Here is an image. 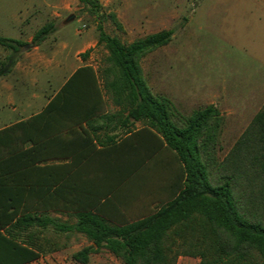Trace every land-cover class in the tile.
<instances>
[{
    "label": "crops",
    "instance_id": "crops-1",
    "mask_svg": "<svg viewBox=\"0 0 264 264\" xmlns=\"http://www.w3.org/2000/svg\"><path fill=\"white\" fill-rule=\"evenodd\" d=\"M17 23L19 36L0 39L21 42L22 19ZM96 44L88 39L71 61L66 42L49 52L35 45L24 57L0 44V66L7 73L0 76V182L46 189L25 193L28 213L43 202L45 214H68L75 207L123 224L156 213L179 193L184 169L177 154L107 92L105 66L92 62ZM84 68L92 73L76 75ZM36 229L0 224V264L19 263L20 254H27L23 248L37 253L41 243L31 233ZM42 245L37 258L20 264H82L73 259L77 250L51 240ZM108 259L121 262L111 253ZM108 259L100 257L96 264ZM200 263L199 257L184 255L176 261Z\"/></svg>",
    "mask_w": 264,
    "mask_h": 264
},
{
    "label": "trees",
    "instance_id": "trees-1",
    "mask_svg": "<svg viewBox=\"0 0 264 264\" xmlns=\"http://www.w3.org/2000/svg\"><path fill=\"white\" fill-rule=\"evenodd\" d=\"M78 2L98 6L95 0ZM52 29L53 25L40 29L33 43L38 45L46 40ZM172 35L170 30L161 31L127 45L100 30L99 42L108 45L102 70L107 92L130 110L134 120L147 121L145 129L174 151L183 165V183L175 198L156 213L123 224H114L98 212L73 207L68 216L75 217L76 222L71 227L59 217L28 213L25 193L45 191L43 186L12 188L0 182V224L51 228L56 234L74 228L95 245L73 255L82 264H87L90 255L101 249H106L122 264H176L180 255L199 257L200 264H217L209 258L212 245L207 244L205 234L209 225L208 231L220 238L219 251L227 248L245 253L254 247L261 253L264 264V106L228 155L219 160L223 128L219 109L207 105L184 116L168 97L155 95L144 78L140 60L167 45ZM8 41L21 45L8 39H0V44L6 46ZM89 71L92 73L91 69H79L76 75ZM43 206V202L38 204ZM21 251L27 254H20L19 263L10 264L33 260L44 248L37 246V253L26 248Z\"/></svg>",
    "mask_w": 264,
    "mask_h": 264
},
{
    "label": "rangeland",
    "instance_id": "rangeland-1",
    "mask_svg": "<svg viewBox=\"0 0 264 264\" xmlns=\"http://www.w3.org/2000/svg\"><path fill=\"white\" fill-rule=\"evenodd\" d=\"M95 3L96 8L78 0H0V36H19L17 20L21 18V45L8 41L5 47L18 50L24 57L35 48L32 38L35 33L53 25L51 36L36 45L42 52L66 42L71 61L74 50L90 39L97 43L92 62L104 64L108 45L99 42L100 30L127 45L151 34L172 31L167 45L140 60L144 78L155 95L171 99L184 116L207 105L219 109L223 128L217 155L223 160L264 106V0H95ZM71 16L74 18L67 21ZM27 43L33 46L27 47ZM1 69L0 66V76L7 75ZM42 209L37 206L35 213L45 214ZM49 215L59 217L71 227L76 222L68 214ZM200 223L198 217V228ZM36 228L31 233H35L41 247L44 240H51L54 245L62 243L70 251H80L91 244L86 235L74 228L58 234L51 228ZM206 229L207 244L212 245L209 258L217 264H262L261 253L254 247L245 253L227 248L219 251L220 238L208 231L209 225ZM100 257L108 259L110 253L101 249L91 256V263L96 264ZM107 264L122 263L109 260Z\"/></svg>",
    "mask_w": 264,
    "mask_h": 264
},
{
    "label": "water",
    "instance_id": "water-1",
    "mask_svg": "<svg viewBox=\"0 0 264 264\" xmlns=\"http://www.w3.org/2000/svg\"><path fill=\"white\" fill-rule=\"evenodd\" d=\"M73 18H74V16H71L67 21H70V20L73 19ZM30 46H33V43L30 44Z\"/></svg>",
    "mask_w": 264,
    "mask_h": 264
}]
</instances>
